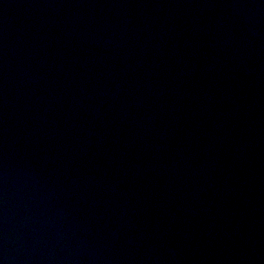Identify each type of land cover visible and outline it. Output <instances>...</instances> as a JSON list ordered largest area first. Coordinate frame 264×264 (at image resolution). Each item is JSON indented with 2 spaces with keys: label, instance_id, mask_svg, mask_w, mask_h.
Wrapping results in <instances>:
<instances>
[{
  "label": "water",
  "instance_id": "water-1",
  "mask_svg": "<svg viewBox=\"0 0 264 264\" xmlns=\"http://www.w3.org/2000/svg\"><path fill=\"white\" fill-rule=\"evenodd\" d=\"M0 264H264V0H0Z\"/></svg>",
  "mask_w": 264,
  "mask_h": 264
}]
</instances>
